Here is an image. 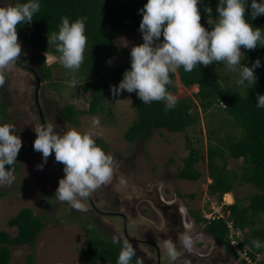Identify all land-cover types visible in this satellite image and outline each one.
Masks as SVG:
<instances>
[{
	"label": "rangeland",
	"instance_id": "1",
	"mask_svg": "<svg viewBox=\"0 0 264 264\" xmlns=\"http://www.w3.org/2000/svg\"><path fill=\"white\" fill-rule=\"evenodd\" d=\"M3 2L4 0H0V4ZM5 2L13 3L12 0H5ZM160 39L163 40V36ZM18 41L22 44L21 57L17 63L9 65L5 73V84L0 86L2 89L0 101L8 107L9 118L6 123L15 125L16 134L22 139V147L16 158V163L20 165V168L18 172L13 173V183L0 184V231L16 236L17 229L10 228L8 222L25 208L32 209L35 216L45 217L46 227L35 247H12L11 264H26L31 254L35 255V264H87L83 253L88 249L92 236L84 227L89 226H94L101 238L112 239L116 236L122 242L129 240L136 249L142 264H158L157 255L151 253L144 243L138 241L150 237L144 235L148 232L146 230L142 231L144 236H141L140 226L147 229L152 226L149 227L143 217L140 221L139 216L143 214L144 206L147 207L148 194H153L151 197L154 198L156 192L160 195L163 193L166 199L179 198L185 203L190 213L199 211L202 215L214 216L215 214L228 217L223 210L228 202L226 203L224 199L222 203H219L217 199L209 196L207 191L211 180L206 159L208 119L204 113L201 114V122L185 132L171 133L167 130H160L156 131L145 143L128 144L124 139V134L136 120V111L130 94L124 91L118 97L108 95L99 115L92 116L85 113L73 119L72 122H67L60 112L61 109L74 106L77 111L87 112L89 110L90 95L81 90V84L77 88L67 86L69 79L78 77L79 70L70 72L60 65L58 56H48L43 53L46 57V65L52 67V79L45 80L40 73L41 65L35 58L33 50L23 43L19 35ZM141 43L143 40L140 31L121 38L116 44L122 56L118 55L107 60L104 63L106 70H113L123 63L125 61L123 57L127 54V57H130L131 47ZM175 73L177 74L178 91L172 94L177 100L193 97L199 91L198 86L183 87L179 80L178 70ZM231 74L232 72L229 73ZM94 118L100 120L102 131V135L96 138L97 144L106 153H110L118 165V175L115 181L108 183L114 184V191L112 188L109 189V193L112 191L114 194H111L108 199L111 204H121L120 206H106L102 202L105 206L97 207L109 213L122 212L127 217V226L130 222L137 225L136 232H130L123 220L115 217V214L95 212L88 200L84 201V211L73 209L67 202H59L54 194L59 180L65 174L55 161L54 153L48 158L43 170L37 169V165L43 161L42 154L33 148L34 140L37 138L34 131L35 126H43L44 120L45 123L56 124L57 132L72 128L83 132L90 130ZM187 138L192 140L194 146L201 150L206 159L198 164V169L202 172V178L198 182L181 180L178 176L184 168L185 159L190 155ZM237 167L236 161H229L231 170L235 171ZM139 190L143 193L140 194ZM257 192L254 186L237 185L231 197L234 203L235 198L239 197L247 205L249 204L248 198ZM2 193L5 194L2 195ZM119 193L122 196L118 195ZM94 194L96 198L97 192ZM130 195L133 197L128 198ZM189 195H194L195 198L192 199ZM136 199L141 201L138 207ZM46 200L50 201V206H46ZM188 218L192 219L191 214ZM206 224V222L197 223L195 229L190 232L194 234L199 230L205 232L203 226ZM126 230L127 234L135 240L126 237ZM202 237L206 241L203 248H211L215 253H221L226 259L228 256L231 257L228 264H243L223 245L216 244L210 234H204ZM195 244L194 242L193 246ZM145 252L147 255L144 254ZM259 258L263 260L264 255H259ZM161 264H172V262L166 260Z\"/></svg>",
	"mask_w": 264,
	"mask_h": 264
},
{
	"label": "trees",
	"instance_id": "2",
	"mask_svg": "<svg viewBox=\"0 0 264 264\" xmlns=\"http://www.w3.org/2000/svg\"><path fill=\"white\" fill-rule=\"evenodd\" d=\"M40 3L41 9L35 14L32 23L18 26V35L33 50L41 65L43 79L50 80L52 67L46 65L44 54L59 56V53L56 52L55 45H49L48 35L59 30L62 17L67 16L73 21L83 18L87 47L77 79L81 90L90 95L89 110L77 111L74 106H67L60 112L67 122H72L85 113L99 115L107 96L113 95L111 86L118 85L125 70L130 68L131 58L127 54L123 57L125 61L110 71L106 70L104 63L121 55L116 44L121 38L139 31L142 13L138 10L147 0H40ZM217 5L218 0H202L198 5L201 24L209 30L218 16ZM206 7L211 9L208 14ZM249 22L254 27L264 28V16L249 18ZM241 51L242 63L250 67L259 58L264 65V47L254 50L242 47ZM229 73L231 72L223 67L222 62L209 66L199 65L197 70L190 73L179 68L182 86L190 88L197 85L199 91L193 97L177 100L176 107L171 110L166 109L163 101L143 104L135 92L129 93L135 107L136 120L124 134V139L128 144L145 143L156 131L182 133L200 123L201 114L204 113L208 119L209 131L206 157L211 180L207 190L209 196L222 203L225 195L234 193L237 185H250L258 190L248 198L247 205L243 203V199L236 197L235 203L223 207L224 213L230 214L228 220L233 222L235 229L241 230L240 246L248 247L250 257L255 261L258 255H264V247L256 249L252 244L255 239L264 243V109L256 107L257 94H264V66L255 70L257 82L248 91L237 87L236 73ZM176 78V73L171 74L173 83L168 86L170 93L178 91ZM8 118V107L0 101V123H6ZM187 141L190 155L185 159L184 168L178 176L181 180L198 182L202 178L198 164L206 159L190 138ZM231 160L238 163L235 171L229 168ZM12 168L13 173H16L20 165L15 162ZM189 197L195 198L194 195ZM45 202L46 206H50L49 200ZM191 215L198 223L206 220L199 211L191 212ZM225 219L222 217L210 222L206 220L207 231L214 236L216 243L239 258L231 245L230 230ZM8 225L17 229V235L0 231V264H11L12 247H35L46 227L45 217L35 216L30 208L20 211L9 220ZM84 229L92 236L88 249L83 253L86 263L117 264L122 243L113 244L112 239L99 237L94 226ZM135 261L136 257H133L132 264ZM242 262L248 264L246 261ZM259 263L264 264V259ZM26 264H35L34 254L29 256Z\"/></svg>",
	"mask_w": 264,
	"mask_h": 264
},
{
	"label": "clouds",
	"instance_id": "3",
	"mask_svg": "<svg viewBox=\"0 0 264 264\" xmlns=\"http://www.w3.org/2000/svg\"><path fill=\"white\" fill-rule=\"evenodd\" d=\"M201 3L202 0H147L138 10L142 13L139 31L143 43L131 47L130 68L125 70L118 85L111 86L114 97L124 91L135 92L143 104L163 101L167 110L174 109L178 101L168 91V86L173 83L171 74L181 67L184 72L190 73L197 70L199 65L209 66L217 62H222L227 71L237 74L238 88L248 91L256 84L255 70L264 65L259 58L250 67L242 63L241 48L254 50L264 47V28L254 27L249 22V18L264 16V0H251L250 4L248 0H218V16L216 22L211 24V30L201 24L198 7ZM40 9V0H15L14 3L4 0L0 4V86L5 84L9 65L17 63L21 57L18 26L31 24ZM205 11L208 14L210 7H206ZM48 43L55 45L60 65L70 72H77L84 62L87 47L84 19L73 21L67 16L62 17L59 30L48 35ZM79 84L75 77L67 81L70 88H77ZM256 107L264 109V94H257ZM57 127L56 124L45 123L34 128L37 138L33 148L42 154L43 161L37 165V169L43 170L54 153L55 161L64 165L65 173L59 180L55 198L59 202H67L75 210L84 211V201L118 175V165L113 156L96 142V138L102 135L98 118L92 120L88 131L72 128L57 132ZM21 147L22 139L16 134L15 125L0 123V184L13 183L12 166ZM213 215L204 214V217L207 220L224 217ZM128 229L136 232L137 225L130 222ZM196 239V234L188 231L178 233L175 240L165 239L168 260L175 264L181 251H191ZM112 243L119 244L121 241L113 236ZM252 244L256 249L264 247V243L258 239L253 240ZM133 257H136L135 264H142L133 244L124 240L117 264H132ZM258 259L259 255L253 261L257 262Z\"/></svg>",
	"mask_w": 264,
	"mask_h": 264
},
{
	"label": "flooded vegetation",
	"instance_id": "4",
	"mask_svg": "<svg viewBox=\"0 0 264 264\" xmlns=\"http://www.w3.org/2000/svg\"><path fill=\"white\" fill-rule=\"evenodd\" d=\"M43 120V119H42ZM45 121L43 120V125ZM62 172L63 165L62 163H58ZM65 174V173H64ZM115 181V178L111 180V182ZM114 184H107L106 186H102L101 188L97 189L95 192L96 198H94V193L87 199L89 202L90 207L99 214H115V217H119L123 220L125 227L127 228V217L122 212H113L109 213L107 211L102 210L97 206H120L121 204H111V201L108 199L110 198L111 194H114L112 191L109 193V189H113ZM141 189V187L139 188ZM138 190V188L136 189ZM140 194L143 193L142 190H139ZM122 196L120 193L118 194ZM153 194H148V201L147 207L144 206V210H142L143 214L139 216L140 221L141 217L145 219V223H147L150 227L149 229L140 226L141 236H150L146 239L138 240L144 243L148 250L154 255H157L158 264L161 262L168 260L166 250L164 248V241L165 239H173L175 240L178 233H182L185 231H193L196 227V220L191 215L192 219L188 218V215L191 214L190 210L186 208L185 203L179 200V198H170L166 199L165 195L162 193L160 195L158 192L154 194V198L151 197ZM167 196V195H166ZM133 197L129 196L128 198ZM168 198V197H167ZM97 201V202H96ZM137 203V207L141 204L139 200H135ZM102 202L105 204H102ZM149 206V207H148ZM141 214V213H140ZM135 216L136 213H135ZM204 217V214H203ZM205 218V217H204ZM206 219V218H205ZM207 220V219H206ZM206 220H202V222H206ZM213 219L207 220L208 222L212 221ZM202 222L198 224H202ZM208 222H206L208 224ZM207 224L203 226L205 232L199 230L195 234L198 237L194 242L196 243L195 246L191 249V251H181L178 260L175 264H228L231 261V257L226 259L220 253H215V251L211 248H203V244H206V241L202 239L204 234H210L213 238L214 236L207 231ZM140 225L141 222H140ZM202 227V226H200ZM148 231L146 234L142 235V231ZM126 237L130 238L131 240H135V238L131 237L127 234V230L125 231ZM200 236V237H199ZM215 239V238H214ZM121 241V240H120ZM216 242V241H215ZM122 243V241H121ZM218 244V243H216ZM219 245V244H218ZM221 246V245H220ZM146 254V252L144 253ZM147 255V254H146Z\"/></svg>",
	"mask_w": 264,
	"mask_h": 264
},
{
	"label": "built area",
	"instance_id": "5",
	"mask_svg": "<svg viewBox=\"0 0 264 264\" xmlns=\"http://www.w3.org/2000/svg\"><path fill=\"white\" fill-rule=\"evenodd\" d=\"M227 226L230 230V240L231 245L234 248V252L248 264H259L258 261L260 258L257 260V262H254L253 259L250 257L249 249L240 246L239 238L242 236V233L239 230L235 229L233 222L227 221Z\"/></svg>",
	"mask_w": 264,
	"mask_h": 264
},
{
	"label": "bare ground",
	"instance_id": "6",
	"mask_svg": "<svg viewBox=\"0 0 264 264\" xmlns=\"http://www.w3.org/2000/svg\"><path fill=\"white\" fill-rule=\"evenodd\" d=\"M197 86V85H196ZM227 197V196H226ZM225 197V198H226ZM226 202H228V203H233V199H232V197H231V195L229 194L228 195V197L226 198Z\"/></svg>",
	"mask_w": 264,
	"mask_h": 264
},
{
	"label": "crops",
	"instance_id": "7",
	"mask_svg": "<svg viewBox=\"0 0 264 264\" xmlns=\"http://www.w3.org/2000/svg\"><path fill=\"white\" fill-rule=\"evenodd\" d=\"M230 195H232V193H229ZM229 194H227V195H229ZM233 196V195H232ZM228 204H230V203H228Z\"/></svg>",
	"mask_w": 264,
	"mask_h": 264
},
{
	"label": "water",
	"instance_id": "8",
	"mask_svg": "<svg viewBox=\"0 0 264 264\" xmlns=\"http://www.w3.org/2000/svg\"><path fill=\"white\" fill-rule=\"evenodd\" d=\"M39 84H40V80H39Z\"/></svg>",
	"mask_w": 264,
	"mask_h": 264
}]
</instances>
